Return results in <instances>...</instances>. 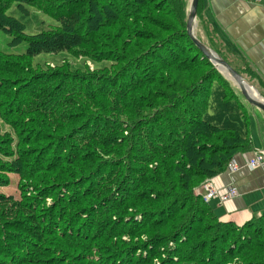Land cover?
I'll return each mask as SVG.
<instances>
[{"label":"trees","instance_id":"obj_1","mask_svg":"<svg viewBox=\"0 0 264 264\" xmlns=\"http://www.w3.org/2000/svg\"><path fill=\"white\" fill-rule=\"evenodd\" d=\"M24 3L51 9L58 26L27 34L15 18ZM186 6V0H0V31L15 35L12 47L27 44L21 54L0 51V118L16 135L15 141L0 130V179L29 174L20 183L22 213L14 212L19 228L37 241H76L63 256L68 264H264V213L243 226L221 222L198 193L237 154L251 150L252 138L246 100L189 37ZM198 15L203 18L199 6ZM97 23L113 35L106 45L118 51L115 58L88 48L92 38L104 39ZM196 34L244 76L213 34ZM180 53L190 56L179 62ZM59 54L74 65L92 60L112 62V68L93 73L63 60L46 72L50 67L33 61ZM133 71L141 79H125ZM67 81L74 85L71 100L58 105ZM150 85L154 89H143ZM37 109L53 118L46 123ZM53 134L57 138H40ZM17 145L25 147L20 159ZM25 158L29 163L18 171ZM60 163L67 166L61 175L55 173ZM3 201L11 199L0 194V217L11 216ZM3 227L0 243L6 245L13 234ZM4 252L0 244V256Z\"/></svg>","mask_w":264,"mask_h":264},{"label":"crops","instance_id":"obj_2","mask_svg":"<svg viewBox=\"0 0 264 264\" xmlns=\"http://www.w3.org/2000/svg\"><path fill=\"white\" fill-rule=\"evenodd\" d=\"M199 12L203 18L197 15L196 33L202 39L205 31L213 34L224 56L243 69V75L264 96V0H200ZM261 112H249L247 108L252 147L234 158L238 171L226 170L211 180L219 192L212 200L215 202L212 210L221 222L243 226L264 213V169L252 170L248 166L256 152L264 153ZM228 187L236 189L237 195L224 202L222 196Z\"/></svg>","mask_w":264,"mask_h":264},{"label":"rangeland","instance_id":"obj_3","mask_svg":"<svg viewBox=\"0 0 264 264\" xmlns=\"http://www.w3.org/2000/svg\"><path fill=\"white\" fill-rule=\"evenodd\" d=\"M186 3H187V6L185 7L186 8L185 12H188V10H189V0H186ZM22 5H23V7H22L23 10L20 11L17 14V17H15V18L17 20H19L22 23L23 26H25L24 30L26 31L27 34L37 35L38 33H40L43 30L52 29V28L58 26L57 22L49 14L51 9L49 10L46 6H45V9L47 11H43V10H39L38 11L36 9L29 8L28 7L29 6L28 3H24ZM145 7H146V4H145ZM107 15H109L110 17L114 16L113 12L110 9H108ZM97 18H98L97 20H101L102 19V14L98 13ZM106 24H107V22L103 23V25H106ZM95 26H96L95 27V32H98V31L101 32L102 31V37L104 36V39H103V41L102 40L100 41V38L98 39V37H97L96 40H95V38H92V44L88 48H91L92 50H94L95 51L94 54H97L96 56L100 55L101 57H103V56L106 57L108 54H110L111 58H115L116 55L118 54V51H114V49L112 47H108L107 48V45H106V43L109 42V41H107V36H113V35L109 34L107 29L100 30L99 29L100 23H97V25H95ZM102 28H104V27H102ZM119 29H120V25H119ZM10 38H12L14 40L15 39V35L14 34L7 35L3 31H0V51H3V52L4 51H10L13 54H21V53L25 52V50L27 48V44L26 43H21V45H19V46L12 47L11 44L9 43L10 42ZM124 39L128 40L129 36L126 34L124 36ZM15 40H17V39H15ZM185 47H186L185 49H187L191 53V49H188L189 46L186 45ZM81 55H79L80 57L78 58L80 60L83 58V57H81ZM188 55L189 54H185L184 55V53H182L181 54L182 57H181V60H179V62L185 60V58H187ZM63 60H65L66 62H70L69 65H71L73 68H75L77 70H79L80 68H84V67H88L89 66L88 70L90 69L93 73H96L97 70H104L107 67H109V68L111 67L112 68V66L110 65V63H112V62L107 63V64L106 63H104V64L100 63L97 66L95 64V62H92V60H89V61L86 60V63H84V61H83V63H81L79 65H74L73 61H68V60H70V58L62 56L61 54L55 55V56L41 55V56L35 57L33 59L34 63H37L38 61L43 63L41 65V66H43V70L48 69V68H45L44 66L50 67V69L47 70L46 72H49L50 70H54V71L57 70L58 67H59L58 66L59 62H61ZM80 65L82 67H80ZM35 68H37V67H35ZM132 75L138 77V79H141V72H136V71H133V73L129 72V74L125 77V79L130 80L132 78ZM181 78H182V81H183L186 77L181 75ZM73 79H75V77ZM84 79H86V81H87L88 78L84 77ZM127 80H125V81H127ZM86 81L83 82V87L85 89L87 87ZM97 81H99V80H97L96 77H94L92 82H95L94 85H96ZM232 84L234 85V83H232ZM131 86L134 87L133 83L131 84ZM71 87H74L72 81H69V82L67 81L65 83V85L64 84H63V86L61 85V89H59V92H60L59 96L56 98L58 105H60L62 103L64 104L68 100H71L70 92H72V90H74V89H71ZM135 87H137V86L135 85ZM148 88L154 89V86L150 85L149 87H146V86L143 87V89L145 91H147ZM238 91H240V90L238 89ZM73 93H75V92H73ZM75 100H76V98H75ZM241 100H242L241 102L245 101L244 99H241ZM59 101H61V102H59ZM85 102H86V100H85ZM110 102H113V100H111ZM245 104H247V108H248L249 112H252V111H255V110L258 111V112H261L259 109L249 106V104L246 103V101H245ZM51 108L49 106H47L46 111H49V109H51ZM7 110H8L7 111L8 113L10 112V114L13 115L14 112H11L10 108L7 109ZM17 110H20V109L17 107ZM91 111L92 112H96L95 109H91ZM30 112L31 111H27V113H30ZM42 112L43 111L37 109V113H35V114H37V116H40L39 118H41V119L43 118L46 123H47L46 119L53 118V115H42L41 114ZM89 116L91 117L92 115H89ZM60 117L62 118V116H60ZM92 118L93 117H91V120L93 121L94 124H101L102 123V120H100V119H92ZM59 120H60V118L57 117L56 118V123L57 124L61 123V122H59ZM44 128H45V126H44ZM45 129L47 131V128H45ZM250 129H251V125H250ZM0 130H1L2 133L10 132L11 136L16 141V135L14 134V130H13L12 126L7 125L1 118H0ZM62 130L65 131V129H63V128H62ZM56 134H60V133H56ZM56 134H53L50 137L44 136V137H40V138L43 139V140H48V139H51V138H57V137H55ZM76 141H79V140H76ZM43 143H41V144H43ZM37 146H39V145H37ZM34 147H36V146H34ZM15 150H16V148H15ZM23 150H25V147L17 145V159H20L24 155V151ZM64 155H65V153H64ZM34 157L36 158L37 154H35ZM49 157L51 158V156H49ZM57 159L58 158H56V155L53 154L52 160L55 161L53 163L54 165L57 164V163L59 164V160L56 161ZM23 161H24L23 165L20 164L22 161L19 162V163L17 162V170L18 171H23L24 170L23 166L25 164V161L27 163H29L26 160V158ZM46 161H47V159L44 160V163ZM40 168L43 169L44 172H47L43 168V165ZM66 168H67V166H65L64 163H60L59 169L55 173L61 175L60 171L66 169ZM28 176H29V174H27L26 177H28ZM42 176L43 175H38V177H42ZM7 177H8L7 182L6 181H2L0 179V194L1 195H5L6 198L11 199V201H3V203L1 204V207L3 209L7 208L8 212L11 213V216L0 217V224L2 223L3 226H4L3 228H1V230H5V229L8 230V232L10 234H13V237L11 238V240H9V241L7 240V244L6 245H4L3 243H0L2 245V247H3V249L7 248V250L9 251V252H4V254L2 256H0V264H68L67 261H63L65 259L63 256H64V254L70 253L69 252V251H71L70 248H72V246L76 243V241H72L70 243H68V241H67L68 244H66L64 242L56 243L57 241L54 238H49L48 239V237H46V236L43 237V238L39 237V240L37 241V240H33L34 237L31 235L32 233H28L29 231L24 233L23 230H21L19 228V226H20L19 223L20 222H17V215H15L14 212L15 213L17 212V214H21L22 213V211H21L22 208L21 207L23 206V204H22L23 203V193L21 191L22 189L20 188V183H21V181L23 179H28V178H26L25 175H23V174L21 175V173H20V175L19 174L8 173ZM4 180H5V178H4ZM130 186H132V184L126 185V187H128V191H130ZM47 201L50 203L51 199L48 198ZM83 205H85V203H81V206H83ZM214 205H215L214 201L210 202V206H209L210 209H214ZM10 207H12L14 211H11ZM215 209H216V206H215ZM22 219H24V218L22 217ZM97 219H98L99 223L107 224L106 220H105V217H101L100 216V218L98 217ZM102 219H104V220H102ZM24 225H25L26 228L29 229V227L26 224H24ZM48 227H49V225H47V228ZM112 228H113V230H116L114 227H112ZM103 229H105V228H103ZM53 231H54V228H53L52 232ZM58 231L59 230L55 231L56 234H58ZM115 233H118L117 230L115 231ZM56 234H54V235H56ZM14 236H15V242L12 240V239H14ZM34 241H37V242H34ZM59 250H61V252ZM14 252L17 253V258L11 257L12 253H14Z\"/></svg>","mask_w":264,"mask_h":264},{"label":"water","instance_id":"obj_4","mask_svg":"<svg viewBox=\"0 0 264 264\" xmlns=\"http://www.w3.org/2000/svg\"><path fill=\"white\" fill-rule=\"evenodd\" d=\"M200 0H189L187 32L193 43L203 53V55L234 85L240 90L246 102L264 113V97L249 83V81L237 72L225 59L217 52L204 44L196 34L197 15Z\"/></svg>","mask_w":264,"mask_h":264},{"label":"built area","instance_id":"obj_5","mask_svg":"<svg viewBox=\"0 0 264 264\" xmlns=\"http://www.w3.org/2000/svg\"><path fill=\"white\" fill-rule=\"evenodd\" d=\"M248 165L251 169H256L261 167L264 169V153L263 152H256L254 158L248 161ZM228 171L231 173H235L238 171L237 166L234 162H231L228 166ZM202 196L205 203H209L212 200L218 197V190L215 188L213 182L211 180H206L201 188L198 190V193ZM237 190L233 187H228L226 193L222 196V201L226 202L230 199L236 197Z\"/></svg>","mask_w":264,"mask_h":264},{"label":"clouds","instance_id":"obj_6","mask_svg":"<svg viewBox=\"0 0 264 264\" xmlns=\"http://www.w3.org/2000/svg\"><path fill=\"white\" fill-rule=\"evenodd\" d=\"M231 162H233V161H231ZM231 162H230V163H231ZM230 163H229V164H230ZM228 166H229V165H228ZM248 166H249V165H248ZM249 168H250V167H249ZM250 169H251V168H250ZM227 170H228V168H227ZM252 170H254V169H252Z\"/></svg>","mask_w":264,"mask_h":264}]
</instances>
